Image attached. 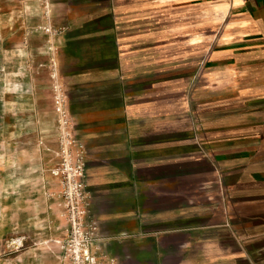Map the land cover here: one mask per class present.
Returning a JSON list of instances; mask_svg holds the SVG:
<instances>
[{"label": "crops", "instance_id": "0c3cea01", "mask_svg": "<svg viewBox=\"0 0 264 264\" xmlns=\"http://www.w3.org/2000/svg\"><path fill=\"white\" fill-rule=\"evenodd\" d=\"M49 4L0 0V264H64L50 55L102 264H264V0Z\"/></svg>", "mask_w": 264, "mask_h": 264}, {"label": "built area", "instance_id": "2783aa9c", "mask_svg": "<svg viewBox=\"0 0 264 264\" xmlns=\"http://www.w3.org/2000/svg\"><path fill=\"white\" fill-rule=\"evenodd\" d=\"M48 21L40 26L45 33L55 32L50 22V0H39ZM53 103L56 112L57 161L50 174L59 188L49 193L54 198L59 214L66 222V233L57 241L64 264H102L97 254L102 236L97 220L91 213V195L86 183V148L73 131L67 108V94L58 82L53 68ZM8 246L20 249L24 236L10 238Z\"/></svg>", "mask_w": 264, "mask_h": 264}, {"label": "rangeland", "instance_id": "374dc122", "mask_svg": "<svg viewBox=\"0 0 264 264\" xmlns=\"http://www.w3.org/2000/svg\"><path fill=\"white\" fill-rule=\"evenodd\" d=\"M51 58H52V56L50 55L49 56V60H48V63H47V65L45 66V69H41L40 71H36L37 72V74H40V76H41V81H42V84H41V86H42V88L44 89V91L46 92V94H47V97L49 96L50 98H51V100H52V102H53V92H52V84H53V82H54V77H52V74H53V68H54V65H53V61H51ZM183 102H182V104L183 103H185V100H184V98H183V100H182ZM54 107H53V103H52V109H53ZM54 112V111H53ZM51 114H52V112L51 111H49V115L51 116ZM54 115H55V112H54ZM56 161H57V159L54 157V155H52V153H51V155L49 154V160H48V162H49V164H48V171L50 170V168H52L53 167V165L56 163ZM49 173H50V171H49ZM18 237L19 235H13V236H9V237H7V238H5L4 240H3V247H6L5 248V250L7 251V249H9L8 248V241L10 240V238L11 237ZM9 239V240H8ZM10 249H12V248H10ZM16 250H18V249H16Z\"/></svg>", "mask_w": 264, "mask_h": 264}]
</instances>
